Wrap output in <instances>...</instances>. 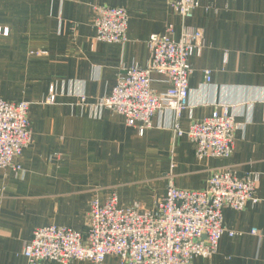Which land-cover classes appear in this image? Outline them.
Masks as SVG:
<instances>
[{"label": "crops", "instance_id": "1", "mask_svg": "<svg viewBox=\"0 0 264 264\" xmlns=\"http://www.w3.org/2000/svg\"><path fill=\"white\" fill-rule=\"evenodd\" d=\"M198 3L182 21L168 0H0V97L30 103L32 130L19 160L23 172L0 171V264H27L22 250L37 228L86 231L92 199L104 203L115 192L123 208L152 210L169 181L179 190H203L219 169L238 178L257 174L259 202L225 211L223 226L235 236L225 233L214 256L193 264H264V0ZM96 5L126 10L125 44L94 41ZM168 26L175 40L189 27L202 31L204 41L190 60L188 107L177 122L171 112L159 114L139 136L120 116L79 106V96L87 104L109 96L124 69L145 67L149 36ZM152 80L154 91L167 90L161 77ZM51 90L54 103L47 104ZM222 107L239 125L233 153L198 160L172 127L186 131ZM103 264L119 263L107 257Z\"/></svg>", "mask_w": 264, "mask_h": 264}, {"label": "built area", "instance_id": "2", "mask_svg": "<svg viewBox=\"0 0 264 264\" xmlns=\"http://www.w3.org/2000/svg\"><path fill=\"white\" fill-rule=\"evenodd\" d=\"M170 8L185 21L199 7L198 0H168ZM91 26L96 43L123 45L127 42L128 16L123 8L92 6ZM3 35H7L3 31ZM1 35V30H0ZM203 33L183 27L178 40L168 26L162 34L147 40L149 62L124 69L109 96L87 104L78 97L80 107L94 114L108 112L120 116L127 127L136 128L142 136L152 127V119L171 112L176 122L188 107L190 60L203 49ZM153 75L168 84L163 93L151 88ZM210 83V72H204ZM46 103H54L52 90ZM30 103L11 102L0 97V171L17 174L23 169L19 160L32 143L29 122ZM239 125L226 107L200 121L186 131L176 123L175 138L186 137L198 160L228 159L234 149V134ZM172 167V166H171ZM257 174L238 178L230 169L212 174L203 190H179L169 181L165 195L152 210L139 204L119 206L115 192L104 203L92 199L86 220V231L48 226L33 231L24 245L22 256L27 264H103L113 257L119 264H193L196 258L209 259L217 253L219 241L226 233H235L223 226L225 211L241 212L246 204H257ZM256 236L255 229L250 231Z\"/></svg>", "mask_w": 264, "mask_h": 264}]
</instances>
